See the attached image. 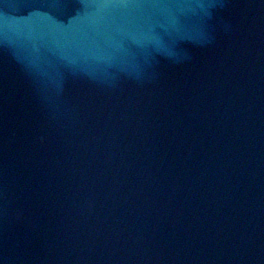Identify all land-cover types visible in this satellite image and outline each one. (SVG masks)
Here are the masks:
<instances>
[{"label":"water","instance_id":"obj_1","mask_svg":"<svg viewBox=\"0 0 264 264\" xmlns=\"http://www.w3.org/2000/svg\"><path fill=\"white\" fill-rule=\"evenodd\" d=\"M0 264H264V0H0Z\"/></svg>","mask_w":264,"mask_h":264}]
</instances>
